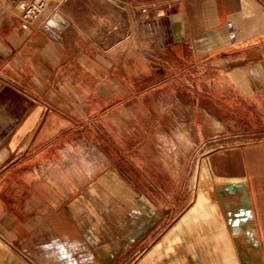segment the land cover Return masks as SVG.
Masks as SVG:
<instances>
[{
	"label": "crops",
	"instance_id": "crops-1",
	"mask_svg": "<svg viewBox=\"0 0 264 264\" xmlns=\"http://www.w3.org/2000/svg\"><path fill=\"white\" fill-rule=\"evenodd\" d=\"M96 1L68 0L35 30L1 17L0 264H111L133 246L135 264H264V139L210 151L203 186L159 233V174L132 182L107 118L160 82L138 93V78L107 73L112 20L146 30L168 71L213 76L242 126L264 116V0Z\"/></svg>",
	"mask_w": 264,
	"mask_h": 264
},
{
	"label": "rangeland",
	"instance_id": "rangeland-1",
	"mask_svg": "<svg viewBox=\"0 0 264 264\" xmlns=\"http://www.w3.org/2000/svg\"><path fill=\"white\" fill-rule=\"evenodd\" d=\"M14 1H0V20L6 13L18 15ZM66 1L68 0H60L59 6ZM91 3L96 11L103 9L96 0H91ZM109 12L110 6L107 5V13ZM96 23L103 25L102 20H97ZM137 29L134 20L107 21V46L122 42L121 48H107V73L111 72L117 77L122 75L138 78V93L141 88L146 89L151 84L152 73L160 80L159 85L153 91L149 88L144 95L138 94L129 99L128 115L107 118L110 119L109 124L121 126L123 131L113 132V140L121 141V135L124 137L122 140L128 138L129 142L121 147L127 158L122 157L120 162L125 170L135 174L132 175L135 178L132 182L145 185L148 183L136 180V177L141 178L137 173L139 170L145 174H159V180L153 183L159 186L160 200L163 201L159 230L162 233L203 186L202 179L207 171L206 157L209 152L225 144L250 143L264 139V116L258 110L252 111L255 114L252 124L242 126L245 124L244 119L234 115L231 102L227 104L219 100L221 92L216 90L213 81L211 83L213 76L208 77L199 69L190 73L179 70L174 72L172 69L168 71L158 49L151 48V38L146 35L147 31L142 36L141 33L136 36ZM123 64L129 67L123 69ZM114 112L117 113L118 110ZM217 115L227 121L228 125H216L214 120H217ZM232 120L239 121L240 126L232 127ZM200 125H207L202 141L197 139L196 132ZM126 130L133 132L126 133ZM169 210L170 214L167 215ZM147 248L148 244H145L143 249ZM135 251L136 247L133 246L125 256L111 264H135L138 255Z\"/></svg>",
	"mask_w": 264,
	"mask_h": 264
},
{
	"label": "built area",
	"instance_id": "built-area-1",
	"mask_svg": "<svg viewBox=\"0 0 264 264\" xmlns=\"http://www.w3.org/2000/svg\"><path fill=\"white\" fill-rule=\"evenodd\" d=\"M14 3L18 9L22 28L35 30L57 9L60 0H15Z\"/></svg>",
	"mask_w": 264,
	"mask_h": 264
}]
</instances>
